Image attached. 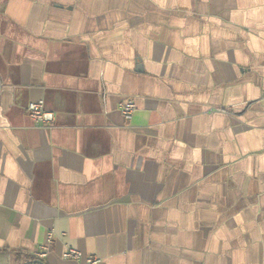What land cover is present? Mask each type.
Wrapping results in <instances>:
<instances>
[{"label":"crops","instance_id":"0c3cea01","mask_svg":"<svg viewBox=\"0 0 264 264\" xmlns=\"http://www.w3.org/2000/svg\"><path fill=\"white\" fill-rule=\"evenodd\" d=\"M50 234L45 264H264V0H0V264Z\"/></svg>","mask_w":264,"mask_h":264},{"label":"built area","instance_id":"2783aa9c","mask_svg":"<svg viewBox=\"0 0 264 264\" xmlns=\"http://www.w3.org/2000/svg\"><path fill=\"white\" fill-rule=\"evenodd\" d=\"M29 112V117L34 123L39 127H45L52 124L55 120V115L51 112H48L45 109L44 101H39L35 103H30L27 107ZM120 110L123 117L130 121L136 111L135 102L132 99H126L120 104ZM52 245L51 234L48 236L47 244H45L41 250L36 254V257L40 260H43L48 252L50 251ZM62 257L66 261H73L76 263L82 264H99V260L93 257H88L84 259L83 254L75 248L68 247Z\"/></svg>","mask_w":264,"mask_h":264},{"label":"trees","instance_id":"16d2710c","mask_svg":"<svg viewBox=\"0 0 264 264\" xmlns=\"http://www.w3.org/2000/svg\"><path fill=\"white\" fill-rule=\"evenodd\" d=\"M17 261L18 264H38V262H43L45 263L43 260L38 259L37 257L31 255V256H26V257H22V256H18L17 257Z\"/></svg>","mask_w":264,"mask_h":264},{"label":"water","instance_id":"95a60500","mask_svg":"<svg viewBox=\"0 0 264 264\" xmlns=\"http://www.w3.org/2000/svg\"><path fill=\"white\" fill-rule=\"evenodd\" d=\"M38 264H45V263H43V262H38Z\"/></svg>","mask_w":264,"mask_h":264}]
</instances>
